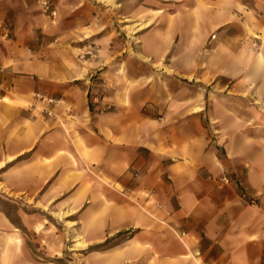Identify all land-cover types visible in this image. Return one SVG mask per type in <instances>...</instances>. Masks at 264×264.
<instances>
[{"label": "crops", "instance_id": "obj_1", "mask_svg": "<svg viewBox=\"0 0 264 264\" xmlns=\"http://www.w3.org/2000/svg\"><path fill=\"white\" fill-rule=\"evenodd\" d=\"M38 1L0 0V264H264V0Z\"/></svg>", "mask_w": 264, "mask_h": 264}, {"label": "rangeland", "instance_id": "obj_2", "mask_svg": "<svg viewBox=\"0 0 264 264\" xmlns=\"http://www.w3.org/2000/svg\"><path fill=\"white\" fill-rule=\"evenodd\" d=\"M39 5L42 7L41 10H44L46 12V14L52 16L53 18H55L57 15H58V11L57 9L54 7L52 1L50 0V3H51V7L52 9L56 10V14H52L51 11H47L45 9V7L43 6V3H42V0H39L38 1ZM2 201V200H1ZM30 234V233H28ZM32 236V235H31ZM32 238V237H31ZM44 249H42V251H36L37 253L36 254H41L44 258L50 260L52 257L48 254H45L44 252ZM73 252H75L70 246L68 247H65L62 251V254H61V258L59 259V261H61L63 264H77V263H72V257H73ZM77 252V251H76ZM85 252V250H81L80 251V259L82 260L83 258V253ZM77 257V256H76ZM79 264H83V262H80Z\"/></svg>", "mask_w": 264, "mask_h": 264}, {"label": "built area", "instance_id": "obj_3", "mask_svg": "<svg viewBox=\"0 0 264 264\" xmlns=\"http://www.w3.org/2000/svg\"><path fill=\"white\" fill-rule=\"evenodd\" d=\"M43 6L47 11H51L52 14H56V10L52 9L50 0H42ZM223 179L228 181V177L224 176Z\"/></svg>", "mask_w": 264, "mask_h": 264}]
</instances>
